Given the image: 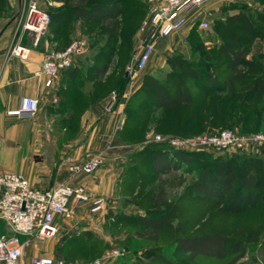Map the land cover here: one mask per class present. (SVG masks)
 <instances>
[{
    "label": "trees",
    "instance_id": "1",
    "mask_svg": "<svg viewBox=\"0 0 264 264\" xmlns=\"http://www.w3.org/2000/svg\"><path fill=\"white\" fill-rule=\"evenodd\" d=\"M60 2L63 0H53ZM64 5L49 12L51 34L64 50L70 44V35L66 31L77 21L84 22L92 29H97L102 34L103 42L92 41L91 46H96L97 53L93 56L94 62L81 72V67L71 66L76 82L75 89L84 86V81H91L92 88L100 87V90L91 93L95 102L114 91L118 101L124 93L129 78H125L124 63L129 60L128 50L121 45V27L123 25V10L114 3V0H92L86 3L82 0L75 3L74 0H64ZM263 4V3H261ZM8 14L6 0H0V18ZM232 23V28H229ZM221 24V23H219ZM218 26L221 44L210 52L202 50L201 43L195 33L199 23L194 25L187 36V42L193 55L199 53V60L189 61L181 54H175L168 59L171 68L166 74L165 80H157L154 76L144 75L140 87L131 95L126 103L125 122L117 133L120 141H125L124 134L132 128L140 133L149 124L158 126L163 135L192 137L198 134H190L188 118L181 120L177 125H171L167 120L171 112L178 109L204 105L217 94L223 93L232 100V119L239 124V134H252L256 131H264L260 126L264 117V67L262 57L253 55L255 41L264 38V11L252 10L245 3H232V18L227 24ZM217 26V27H218ZM197 46H196V45ZM198 47V48H196ZM196 48V49H195ZM199 50V51H198ZM223 65L227 78L222 84L218 83L216 66ZM168 82V84H167ZM168 85V86H167ZM78 94V93H77ZM89 99V96L86 97ZM206 105V106H205ZM261 110V111H260ZM80 111L79 108L73 112ZM212 112H202L200 118L205 120ZM74 118L77 116L74 113ZM157 115L160 116L157 118ZM207 115V116H206ZM73 122V120L71 121ZM170 123V124H169ZM144 125L141 128V125ZM236 125H234L235 127ZM66 127H69L67 124ZM73 127V126H71ZM70 127V128H71ZM260 127L262 129H260ZM245 131V132H244ZM249 132V133H248ZM264 151V150H263ZM212 155V153L176 151L164 144L151 143L148 148H143L130 154L129 158L145 159L148 161L147 169L151 177L159 180L161 176L185 171L187 174H195L189 183V192L192 196L204 200L213 201L221 206L228 214H241L250 209L264 211V157L256 153H245L241 157L225 160H203L200 166L196 156ZM236 153V152H232ZM240 153V152H237ZM132 176L140 178L139 170L132 165L129 168ZM184 179L179 180L176 186H181ZM162 184V185H160ZM152 188L151 199L154 206L167 205L165 181ZM160 212L155 217L126 216L122 215L118 222L128 221L139 223L141 228L140 238L156 241L159 232L166 227H171L174 218L173 211ZM89 238V235H87ZM21 242L25 239L19 236ZM72 236L67 240L66 247L76 249L79 245L89 244V239ZM87 241V242H85ZM81 243V244H80ZM248 251L247 243L233 238L217 234L179 235L175 236L171 257L155 256L158 264H207L203 260L211 259L223 261L221 264H237L245 258ZM129 259L122 258V264ZM66 262H71L65 260ZM133 263V262H132ZM135 264H140L136 262Z\"/></svg>",
    "mask_w": 264,
    "mask_h": 264
},
{
    "label": "rangeland",
    "instance_id": "2",
    "mask_svg": "<svg viewBox=\"0 0 264 264\" xmlns=\"http://www.w3.org/2000/svg\"><path fill=\"white\" fill-rule=\"evenodd\" d=\"M80 1L82 0H74L75 3H79ZM91 1L92 0H86V3L88 4ZM95 1L100 2L102 0H94V2ZM239 2L245 3L243 0L234 3L237 4ZM64 3V0L60 2H55L53 0L39 1L40 8L47 14H49V12L53 9L62 7ZM114 3L120 6L123 10V25L121 27L122 36L119 40L121 45L125 46L126 52L127 48H129V53L127 52L129 60H127L123 66V69L127 72V68L131 61L139 53L138 48L149 20V5L146 0H114ZM245 4L250 5L252 10L255 12L256 10L259 12L264 11V0H248ZM19 11H21V7ZM9 16L10 15L5 17L4 14L2 18H8L9 20ZM231 18L232 0L223 2L217 12L209 15L206 19V28L197 27L195 33L204 52H210L212 49L217 48L219 44H221L222 40L220 39L219 34L222 29L218 26V24L221 23L219 25H222L223 27L225 24L228 26V21H231ZM12 19L9 21L7 20L8 23L11 22ZM229 28H232V23H229ZM49 30L50 27L47 28V32H49ZM67 33L70 35L71 42L77 39H84L88 43L87 50H85L84 54L77 60L81 70L84 71L87 67L94 63L92 58L98 50L96 46H91L92 41L100 39L98 42L101 44L103 42V35L99 34L97 29L94 30L90 25L88 26L81 21L75 22L68 29V31H66V34ZM175 54L179 53H173L170 57ZM183 56L189 61L194 59L198 61L200 57L198 52L193 55L191 49L187 55ZM168 59L162 71L154 76L157 80L164 81L166 79L165 76L171 69L168 65ZM216 67L217 68L215 70L218 77L217 81L222 84L225 78H227V75L224 73L225 71L223 65ZM145 68L138 72H144L146 70ZM128 83L126 87L130 86ZM97 89L98 88L94 87L93 92L95 93ZM99 90L100 87L98 91ZM136 90L127 89V93L122 104L123 113H121L120 116V126H118L117 133L122 129L125 122L124 109L126 103ZM204 103H207V106L205 105L206 109H204L203 104L187 108L184 107L171 112L169 117H167V120L171 123V125H177L179 121L188 118V128L191 129L190 134H213L223 130L233 132L239 131L237 128L239 123L232 119V100L227 98L225 94H217L214 98L204 101ZM202 112H212V114L210 117L202 120V118L199 119ZM158 117L160 116L157 115V118ZM260 118V126L264 127V117ZM31 119L33 118H29L27 120ZM234 125L236 126L234 127ZM143 126L144 125H141V128ZM157 127L158 126L154 123L149 124L144 131L141 129L139 133L136 130V126L135 128H132L131 125V129L126 131L124 134L125 141L122 142L118 139L120 142L125 144L127 155L122 159L117 160V162H113L116 163L115 169L119 171V174L115 183L112 185V193H109L108 195L103 194L93 196V194L88 193L87 188L84 186L90 198L98 197L103 200V207L99 213L95 215L90 213V204L88 210L86 209L89 224H85L78 229H70V227H66V225L64 228H69V230H64V228L62 230H58L56 236L51 239L40 242H29V247L32 246L30 249L46 248L53 254L51 255L53 257L69 260L71 262L87 264H91L99 259L102 260V264H122V261H119V259L122 258L129 259L126 264H135L136 262H139L140 264H158L154 258L155 256L162 255L168 258L171 257L175 236L217 234L247 243V254L245 258L240 260L237 264H264L263 210L250 209L237 215L225 213L218 203L194 197L190 194L188 186L195 177V174H187L185 171L180 170L178 172H172L171 174L161 176L159 180H156L149 174V170L146 166L148 165L147 160V164L145 165L144 158L141 160L129 158L131 153L142 150L143 148L146 149L151 143H155L153 141L154 135H163V132ZM261 127L260 129H262ZM258 132L264 133V131H256L255 133ZM252 153H256L258 156H264L263 150L252 151ZM244 154L245 153L243 152H223L212 155H207V153H205L207 156H196V160L201 166L203 164V160L205 159H209L212 162L215 160L229 159L232 155L235 157H241ZM105 161L106 158L104 156L101 166L90 175H93L96 171H98L103 166ZM132 165L139 170L138 172L140 173V178H136L131 175L132 172L129 171V168ZM181 179H184V183L181 186H176ZM162 181L166 182V184L163 185L166 187L167 205L157 207L152 203V188L158 183L160 184ZM164 211H173L174 218L171 221L172 225L171 227L163 228L159 232L158 239L155 242L139 237L142 234L139 223L128 221L118 222L122 215L155 217L158 216L160 212L165 213ZM76 215L77 213L75 210V215L71 220L63 221L69 223L70 225V222L75 220ZM0 234L6 235L1 223ZM87 235H89V238ZM72 236L82 237L79 240L80 242H84V238L87 237V239H89V244H85L84 246L79 245L76 249L66 247L67 245L64 244H66L67 240ZM17 240L21 242L19 236H17ZM115 249L124 250L125 255L115 259L103 258L107 253ZM203 262L207 264L223 263V261L221 262L211 259L203 260Z\"/></svg>",
    "mask_w": 264,
    "mask_h": 264
},
{
    "label": "crops",
    "instance_id": "3",
    "mask_svg": "<svg viewBox=\"0 0 264 264\" xmlns=\"http://www.w3.org/2000/svg\"><path fill=\"white\" fill-rule=\"evenodd\" d=\"M225 1L231 0H211L194 9L178 32L157 41L144 72H125L124 76L129 78L130 86L125 88L120 100H117L114 111L107 113V101L115 92L111 91L94 102L90 97L92 82L85 80L84 86L76 90L74 86L77 80L72 70L60 73L51 88L44 86L45 78L36 75L44 56L51 51H61L62 48L47 31L36 38L23 30L19 0H6V16L10 15L9 20L13 19L8 23V18H0V173H18L27 180L30 187L39 190H48L55 184L66 183L83 185L93 196L112 193V185L119 174L113 162L127 155L125 144L116 136L127 89H138L144 75L156 76L160 73L173 53L187 55L190 50L187 42L190 29L198 23L206 22L209 15L217 12ZM238 1L241 0H232V3ZM243 2L247 3L248 0ZM147 32L148 26L143 36ZM14 45L27 51L25 59L10 55ZM253 55L262 57L264 67V38L255 41L248 59ZM78 59L73 60L72 66L79 67ZM81 72L86 73L85 70ZM25 97L37 100V112L31 120L13 115ZM53 99L56 101L53 102ZM77 108L80 109L78 114L73 112ZM74 113L77 115L75 118ZM67 124L69 127H66ZM97 152H104L106 161L93 175L73 176L69 172L71 162L83 161ZM88 207L89 203L78 205L75 222H70V225L61 217H56L58 230L66 225L70 229H78L89 224ZM29 246L30 243L23 253L25 259L35 255H53L46 248L30 249L32 246Z\"/></svg>",
    "mask_w": 264,
    "mask_h": 264
},
{
    "label": "built area",
    "instance_id": "4",
    "mask_svg": "<svg viewBox=\"0 0 264 264\" xmlns=\"http://www.w3.org/2000/svg\"><path fill=\"white\" fill-rule=\"evenodd\" d=\"M40 0H19L22 29L36 38L47 31L49 15L40 8ZM149 5L148 32L142 37L139 53L127 68V73L143 70L149 61L154 44L162 38L179 31L187 22L188 14L211 0H146ZM202 22L199 28H206ZM88 43L84 39L72 41L64 50L51 51L44 56L37 76H43L44 86L51 88L55 78L69 69L73 60L84 54ZM27 51L18 45L10 49V55L19 59L26 58ZM117 95L112 93L106 106V112L114 111ZM56 100L53 99V102ZM37 112V100L25 97L14 112L18 118H32ZM155 143L164 144L176 151L209 152H252L264 150V133L239 134L223 130L213 134H201L194 137L154 135ZM104 159V152H97L80 162H71L69 172L75 175H90L97 170ZM89 202V211L97 214L102 210L103 200L90 198L83 185L58 183L48 190H39L29 186L27 180L18 173H0V223L6 235L0 234V264H87L66 262L61 258L35 255L24 258V251L31 241H45L56 236L58 227L56 217L71 220L78 204ZM17 236L25 238L19 242ZM124 250H112L103 258H119ZM91 264H102L96 260Z\"/></svg>",
    "mask_w": 264,
    "mask_h": 264
}]
</instances>
